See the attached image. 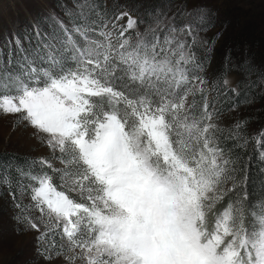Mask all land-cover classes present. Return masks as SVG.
Masks as SVG:
<instances>
[{
  "label": "snow or ice",
  "instance_id": "snow-or-ice-1",
  "mask_svg": "<svg viewBox=\"0 0 264 264\" xmlns=\"http://www.w3.org/2000/svg\"><path fill=\"white\" fill-rule=\"evenodd\" d=\"M76 8L71 27L53 13L33 25L39 36L50 23L46 55L0 67V116L50 153L17 169L29 182L15 188L31 198L13 196L18 231L36 233L50 264H264V131L250 137L247 118L222 128L217 106L228 90L253 103L264 72L246 58L235 67L244 79L231 87L223 72L212 84L223 100L210 101L207 62L222 34L200 33L215 14L198 6L183 13L192 23L157 15L142 29L127 0ZM12 183L0 168V186Z\"/></svg>",
  "mask_w": 264,
  "mask_h": 264
},
{
  "label": "rangeland",
  "instance_id": "rangeland-1",
  "mask_svg": "<svg viewBox=\"0 0 264 264\" xmlns=\"http://www.w3.org/2000/svg\"><path fill=\"white\" fill-rule=\"evenodd\" d=\"M152 1L127 0L128 9L133 15L145 21L142 29L149 23L154 25L157 15L165 26L169 22L177 25L190 23L191 20L193 22L192 17L183 13L198 6L215 14L214 27L200 33L201 37L209 40L216 33L222 34L207 63L205 78L208 80V89L211 88V82L207 78L209 71L216 67L218 62L226 65L225 57L229 54L232 63L227 66L234 67L227 74L231 87H235L238 81L244 79L235 67L246 58L260 72H264V0H167L161 4L158 13L153 16L147 15L146 20L145 10ZM76 3L77 0H0V57L16 54L18 49L20 50L22 46L25 48L29 42L34 45L38 39L41 44L47 41L48 34L52 31L50 23L40 22L39 36L33 27L40 21L41 16L53 13L67 26H71L72 18L66 11L68 13L78 11ZM17 37L21 40L20 46L15 43ZM202 52L201 49L200 54ZM251 79L255 81L257 76L253 75ZM254 91L258 98L253 103L238 105L223 113L218 120L222 128L228 129L235 121L247 118L250 121L247 125L250 137L257 136L263 131L261 129L264 127V95L260 93L264 91V85L257 86ZM211 96L208 95V99ZM15 119L16 117L11 115L0 116V153L11 152L37 159L49 158V149L37 141L31 127L22 124L12 131ZM51 162L54 167H62L58 160ZM21 200L26 205L31 203V198L28 197H21ZM14 203L9 194L5 196L0 194V264H50L37 255L36 233L18 231L17 223L13 219L17 212ZM59 259L61 258H57Z\"/></svg>",
  "mask_w": 264,
  "mask_h": 264
},
{
  "label": "trees",
  "instance_id": "trees-1",
  "mask_svg": "<svg viewBox=\"0 0 264 264\" xmlns=\"http://www.w3.org/2000/svg\"><path fill=\"white\" fill-rule=\"evenodd\" d=\"M165 1H167V0H153L146 7L147 9L145 10V13L148 10L159 9L161 7V4H163V2H165ZM144 18L147 20L148 16L145 15ZM190 23H192V20L190 21ZM42 25H43V27L45 26L44 24H42ZM68 27H71V26H68ZM44 29L47 32H49V30H47L48 28L44 27ZM44 36H45V34H44ZM47 51L48 50L43 47V43L42 44L40 43V39L36 40L34 45L30 44V42H29L26 44L25 48L22 46V48L20 50L18 49L16 54L11 53V54L1 56L0 57V67L7 66V67L13 68L15 70L17 67L16 61L18 59L22 58L23 55H27V54H31L33 56H35L37 54L46 55ZM16 56H18V57H16ZM253 60H255V59H253ZM9 61H11L12 63L9 64L8 63ZM40 66L45 67L47 65L45 63L41 62ZM231 66L232 67H228L227 65H223L220 62H218L217 66L214 67L213 69H211V71H209V75L207 76V78L211 82L210 83L211 88H209V89L207 88L206 94H207V96L210 94L212 95L211 98L209 99L210 101H213V100L221 101V100H223V96L220 93H218L215 89L212 88V84L219 81L222 78L221 74L223 72L226 71L228 74L230 71H232L234 69V67H233V65H231ZM229 69H231V70H229ZM208 86H209V84H208ZM226 94L229 97V99L227 101H224V103L217 105L218 107L225 108L224 113L227 112L228 110H230L231 108H233L232 105L238 106V105L245 104L242 102H238L239 100H241L242 97L235 96L234 93H231L230 90H228L226 92ZM261 130L264 131V127ZM228 143L230 144L232 142L229 141ZM255 147L256 146L254 145V143L250 140L249 148L247 149V151L251 152L253 154V157H252L253 158V165H252L253 167H255V159H256V156L258 155V153H256L254 151ZM31 159H37V158L31 157V156H26V155H21V154H15V153H11V152L0 153V168H3V167L7 168V171L9 173V179L13 182L11 185H9L7 187L0 186V194L1 195L5 196L6 194H9L11 196V198H13V196L15 195V196H19L20 199H21V197L30 198V195L27 192H25L23 195H20L19 189L15 188V182L19 181V182L25 183V184L29 182L27 180V177L21 176L17 169L20 167H23V168H25V170H27L26 160H31ZM45 170H47L49 172V174H52L51 169H47L46 166H45ZM9 188H13V189H15V191L10 192ZM71 195L74 198L76 197L75 193H72ZM260 196H261V192L257 188L252 192L249 199L251 201H257ZM210 219H212V218L210 217Z\"/></svg>",
  "mask_w": 264,
  "mask_h": 264
}]
</instances>
